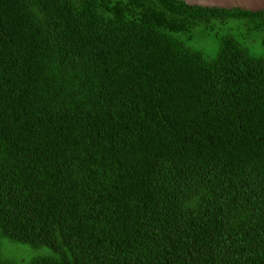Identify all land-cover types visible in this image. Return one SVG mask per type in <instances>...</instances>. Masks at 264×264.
<instances>
[{"label": "trees", "instance_id": "trees-1", "mask_svg": "<svg viewBox=\"0 0 264 264\" xmlns=\"http://www.w3.org/2000/svg\"><path fill=\"white\" fill-rule=\"evenodd\" d=\"M0 264H264V10L0 0Z\"/></svg>", "mask_w": 264, "mask_h": 264}, {"label": "water", "instance_id": "water-1", "mask_svg": "<svg viewBox=\"0 0 264 264\" xmlns=\"http://www.w3.org/2000/svg\"><path fill=\"white\" fill-rule=\"evenodd\" d=\"M186 4L203 7L239 8L249 11L264 10V0H183Z\"/></svg>", "mask_w": 264, "mask_h": 264}, {"label": "rangeland", "instance_id": "rangeland-1", "mask_svg": "<svg viewBox=\"0 0 264 264\" xmlns=\"http://www.w3.org/2000/svg\"><path fill=\"white\" fill-rule=\"evenodd\" d=\"M207 51H210V48H206ZM4 254H9L13 256L14 259L27 261L29 258L33 257L37 253H42L46 248L33 249L27 245L19 244L15 242H6L3 245Z\"/></svg>", "mask_w": 264, "mask_h": 264}]
</instances>
